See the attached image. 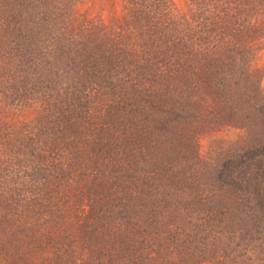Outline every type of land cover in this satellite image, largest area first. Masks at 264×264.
<instances>
[{
  "label": "trees",
  "instance_id": "1",
  "mask_svg": "<svg viewBox=\"0 0 264 264\" xmlns=\"http://www.w3.org/2000/svg\"><path fill=\"white\" fill-rule=\"evenodd\" d=\"M85 1L0 0V264H264V0Z\"/></svg>",
  "mask_w": 264,
  "mask_h": 264
},
{
  "label": "rangeland",
  "instance_id": "2",
  "mask_svg": "<svg viewBox=\"0 0 264 264\" xmlns=\"http://www.w3.org/2000/svg\"><path fill=\"white\" fill-rule=\"evenodd\" d=\"M181 7L184 5L183 0H179ZM122 4L120 0H86L82 6V10L90 11L91 13L102 14L109 19L110 16H118L121 13ZM254 65L264 67V47L261 48L254 60ZM262 86L264 88V75L262 78ZM246 136L243 128L226 125L220 129L206 132L200 136V150L203 155L210 156L218 144L234 142L241 140ZM208 264V263H206Z\"/></svg>",
  "mask_w": 264,
  "mask_h": 264
}]
</instances>
